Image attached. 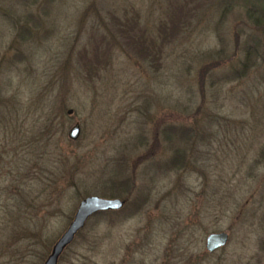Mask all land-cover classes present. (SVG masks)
<instances>
[{
    "label": "rangeland",
    "instance_id": "1",
    "mask_svg": "<svg viewBox=\"0 0 264 264\" xmlns=\"http://www.w3.org/2000/svg\"><path fill=\"white\" fill-rule=\"evenodd\" d=\"M221 1L52 0L23 40L0 0V264H43L83 197L125 200L114 189L126 182L123 207L86 221L57 264H264V63L200 87L221 49L239 59L264 29ZM126 33L153 37L159 55ZM167 125L195 135L187 165L166 175L155 171L172 152ZM221 231L227 242L208 252Z\"/></svg>",
    "mask_w": 264,
    "mask_h": 264
},
{
    "label": "trees",
    "instance_id": "2",
    "mask_svg": "<svg viewBox=\"0 0 264 264\" xmlns=\"http://www.w3.org/2000/svg\"><path fill=\"white\" fill-rule=\"evenodd\" d=\"M16 1H21L25 6L34 5L37 9L36 11H30L26 9L25 13L20 15L18 14L17 3ZM52 1V0H7V3L10 4L12 11L16 13L19 17L18 20L20 21L19 27V37L25 40L28 37H31V29L30 27L37 26L40 23L39 18V8L41 10H49L48 7H45V2ZM225 9H230V7L234 6L235 4H241L245 7L246 10V18H247V25L252 28H257V30L264 29V0H222ZM178 9V8H177ZM21 13V12H20ZM133 17L129 19L127 23V27L131 29H135L137 25V15L138 13H134ZM23 16V17H21ZM179 22V14L175 13L170 16V24L167 23H160L158 26V35L161 37L163 42L168 41L169 36H172L174 33V29L177 28ZM249 40L244 46V54L243 57L241 56L239 59L232 60V55L229 52L224 51L221 49L220 57L216 61H212L209 64H206L204 68L200 71V87H202L203 83L205 82L206 76H209L211 81L217 83H224L230 82L240 79L243 75L247 73V70L253 67L255 63H264V35L261 33H255L248 35ZM32 38V37H31ZM126 38L127 43H132L135 47L136 51L140 53L141 56H152V58H156L159 55L160 51V44L156 45V40L151 38H146L141 36H131L128 33L124 35ZM157 51H156V50ZM157 52V53H156ZM229 62V63H228ZM227 67L222 72H214L218 67L227 64ZM94 67V65H88V68ZM165 134L166 139H168L169 143H171L172 152L171 154L163 161H159L156 165V173L168 174L169 172L177 169L184 168L190 157L189 149L192 147V142L194 140L195 130L192 126L178 128L176 125H167L165 127ZM162 170V171H161ZM117 175L113 172L109 174L105 181L109 183L108 187H110L111 183H115L117 181ZM115 191H119L118 194H124L125 200H127V196H129L130 186L126 182V186L124 189H114ZM110 191V190H109ZM88 193V192H87ZM86 193V194H87ZM119 210V209H118ZM117 210H106V211H99L93 214L88 220L91 218H96L100 216H105L109 212H114ZM87 220V222H88ZM86 222V223H87ZM87 224L84 225V227ZM84 227L80 229L75 237H77L83 231ZM74 237V238H75ZM74 240V239H73ZM61 257V256H60ZM59 257V258H60Z\"/></svg>",
    "mask_w": 264,
    "mask_h": 264
},
{
    "label": "water",
    "instance_id": "3",
    "mask_svg": "<svg viewBox=\"0 0 264 264\" xmlns=\"http://www.w3.org/2000/svg\"><path fill=\"white\" fill-rule=\"evenodd\" d=\"M71 109L68 110L70 114ZM80 133V124L76 122L69 130L68 137L72 140L78 138ZM125 200L119 197H103L99 195H88L83 197L74 212L73 219L60 237L52 245L51 250L43 264H57L58 258L64 248L74 239L76 233L84 227L86 221L96 212L106 210H118L123 207ZM228 239L226 232L210 233L206 237L205 247L209 252L225 245Z\"/></svg>",
    "mask_w": 264,
    "mask_h": 264
},
{
    "label": "flooded vegetation",
    "instance_id": "4",
    "mask_svg": "<svg viewBox=\"0 0 264 264\" xmlns=\"http://www.w3.org/2000/svg\"><path fill=\"white\" fill-rule=\"evenodd\" d=\"M207 237V236H206ZM205 243H206V239H205ZM66 248H67V246H66ZM66 248H64V250L62 251V253L60 254V256L63 254V252L66 250ZM208 251V250H207ZM209 252V251H208ZM59 256V257H60ZM58 260H59V258H58ZM58 263V262H57Z\"/></svg>",
    "mask_w": 264,
    "mask_h": 264
}]
</instances>
